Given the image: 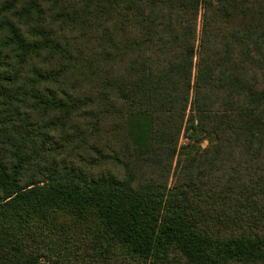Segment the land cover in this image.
I'll use <instances>...</instances> for the list:
<instances>
[{
    "label": "trees",
    "instance_id": "obj_1",
    "mask_svg": "<svg viewBox=\"0 0 264 264\" xmlns=\"http://www.w3.org/2000/svg\"><path fill=\"white\" fill-rule=\"evenodd\" d=\"M44 259L264 264V0H0V264Z\"/></svg>",
    "mask_w": 264,
    "mask_h": 264
},
{
    "label": "rangeland",
    "instance_id": "obj_2",
    "mask_svg": "<svg viewBox=\"0 0 264 264\" xmlns=\"http://www.w3.org/2000/svg\"><path fill=\"white\" fill-rule=\"evenodd\" d=\"M189 140H188V138L187 137H185V136H183L182 137V139H181V141H180V146L182 145V146H187V145H189ZM209 145V142H208V140L207 141H202L201 143H200V146L202 147V148H205V147H207ZM171 183H172V180H171ZM170 186H172V184H170ZM40 264H52L49 260H47V259H44V260H42L41 262H40Z\"/></svg>",
    "mask_w": 264,
    "mask_h": 264
}]
</instances>
